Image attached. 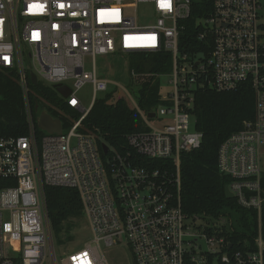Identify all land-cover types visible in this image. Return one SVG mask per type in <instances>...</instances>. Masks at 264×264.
Segmentation results:
<instances>
[{
  "label": "built area",
  "instance_id": "built-area-1",
  "mask_svg": "<svg viewBox=\"0 0 264 264\" xmlns=\"http://www.w3.org/2000/svg\"><path fill=\"white\" fill-rule=\"evenodd\" d=\"M212 3L187 53L179 44L191 0H0V69L17 76L27 125L25 136L0 138V264L44 262L51 233L46 187L78 192L95 244L65 255L63 264H108L100 242L124 255L126 249L132 264H264V0ZM159 52L171 55V72L160 76L171 77L160 105L142 112L135 93L124 90L145 131L128 134L121 152L107 146L102 159L98 131L78 133L98 96L119 87L99 75L96 60ZM29 74L36 86L71 91L65 98L55 92L82 114L78 120L48 111L60 120L61 135L38 130ZM243 84L254 92V120L220 145L217 170L230 177L238 205L256 212L253 251L232 249L220 235L223 227L231 231L229 220L187 217L180 204V157L202 141L192 114L195 92ZM85 86L91 90L87 107L77 96ZM221 219L228 225H219Z\"/></svg>",
  "mask_w": 264,
  "mask_h": 264
},
{
  "label": "trees",
  "instance_id": "trees-1",
  "mask_svg": "<svg viewBox=\"0 0 264 264\" xmlns=\"http://www.w3.org/2000/svg\"><path fill=\"white\" fill-rule=\"evenodd\" d=\"M213 0H191V13L185 22L186 28L180 35V51L190 53L196 46L198 22L212 11ZM127 70L134 72L137 78L135 98L142 112L153 110L160 105L161 77L171 71V55L159 52L127 54ZM30 108L35 114L34 105L55 104L75 117L74 110L62 102L54 103L52 89L40 85H30ZM116 90L96 99L93 108L83 120L88 131H98L97 148L102 159L101 146L113 148L119 152L126 147L125 137L131 133H141L145 129L138 113L125 98H115ZM127 100V101H126ZM193 117L195 130L201 134V145L195 151L182 153L180 157V204L187 217L217 221L220 218L231 222V231L223 227V235L232 244V249L242 251L255 250L258 237V218L251 209L241 208L235 199H226L225 187L230 184L217 170V156L220 145L228 137L242 129L245 121L254 120V92L251 86L243 84L236 90L217 92L212 89L198 90L194 94ZM45 107L52 115L56 112ZM78 119V118H77ZM94 133V134H95ZM27 134L26 109L23 93L17 76L12 71L0 69V138L20 137ZM264 189V175L261 179ZM45 208L52 234L59 236L69 219L84 217L79 194L69 188L46 187ZM260 235L264 242V204L261 210Z\"/></svg>",
  "mask_w": 264,
  "mask_h": 264
},
{
  "label": "rangeland",
  "instance_id": "rangeland-1",
  "mask_svg": "<svg viewBox=\"0 0 264 264\" xmlns=\"http://www.w3.org/2000/svg\"><path fill=\"white\" fill-rule=\"evenodd\" d=\"M128 65V57H121V56H113L109 58H98L96 60V68L97 72L100 76L107 79L108 81H111L112 83L117 84L119 87H115L113 85H110L108 94L114 92L115 98H125L126 94L124 90L127 92H133L136 93L137 91V85H133L130 83V79H134V75L128 72L127 70ZM86 66H90V63L88 60H86ZM170 76H166L163 79H161V85L162 91L161 93L164 94L167 87V82L170 80ZM40 82V81H39ZM41 83V82H40ZM46 87V86H43ZM48 89H51L47 86ZM53 91V90H52ZM106 94H101L98 96L99 98L104 97ZM54 96V103L60 104L63 102V99L61 96H59L55 91L53 92ZM78 98L80 101L87 107L91 101V90L88 86H85L80 89V91L77 93ZM126 99V98H125ZM127 101V100H126ZM48 108L56 112L59 116H63V118L67 119V116L70 115V113L66 111H60L58 106L55 104H52L50 102H46L45 104ZM45 105H39V108H44ZM46 108V107H45ZM82 114L79 113L77 115V118H79ZM78 120V119H77ZM151 123L155 124L156 121L151 120ZM83 125L78 129V133L87 134L88 129L86 126V123H82ZM263 168V175H264V162L262 165ZM219 225H228L224 219L219 220ZM49 246L46 248L45 252V260L42 264H63V260L65 255L76 252L81 250V248L86 243L92 244V234L89 228L88 223H86V220L84 217H81L80 219H69L65 225L64 230L60 233L59 236H56L52 234V231L50 233L49 237ZM92 246H95V244H92ZM99 247L101 251H104V256L107 259L108 264H127V259L124 253L119 249V247H114L111 249H107L102 242L99 243Z\"/></svg>",
  "mask_w": 264,
  "mask_h": 264
},
{
  "label": "water",
  "instance_id": "water-1",
  "mask_svg": "<svg viewBox=\"0 0 264 264\" xmlns=\"http://www.w3.org/2000/svg\"><path fill=\"white\" fill-rule=\"evenodd\" d=\"M30 75V82L33 86H36L37 81L36 77L33 74ZM54 91H56L59 95L62 97H67L71 91H69V88L66 86H54L53 87ZM35 111H36V118H35V123L37 125V128L40 132H46L48 134H53V135H61L62 133V124L59 119L53 118L51 114L48 112L46 108H39L38 104L35 103L34 105ZM153 114H148L149 118H153ZM102 154L105 155L108 151V148L105 144L101 146ZM224 194L226 199L233 198V194L229 191L228 187H225L224 189ZM125 255L127 256L128 259V264H132L130 256H128L126 249H124Z\"/></svg>",
  "mask_w": 264,
  "mask_h": 264
},
{
  "label": "flooded vegetation",
  "instance_id": "flooded-vegetation-1",
  "mask_svg": "<svg viewBox=\"0 0 264 264\" xmlns=\"http://www.w3.org/2000/svg\"><path fill=\"white\" fill-rule=\"evenodd\" d=\"M129 254V253H128ZM127 264H128V259H127Z\"/></svg>",
  "mask_w": 264,
  "mask_h": 264
},
{
  "label": "snow or ice",
  "instance_id": "snow-or-ice-1",
  "mask_svg": "<svg viewBox=\"0 0 264 264\" xmlns=\"http://www.w3.org/2000/svg\"><path fill=\"white\" fill-rule=\"evenodd\" d=\"M163 6H165V5L162 4V7H163Z\"/></svg>",
  "mask_w": 264,
  "mask_h": 264
}]
</instances>
